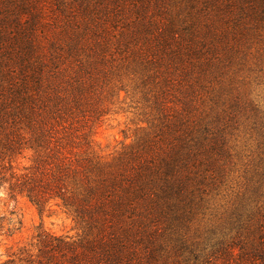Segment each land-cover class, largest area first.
I'll return each instance as SVG.
<instances>
[{
  "label": "trees",
  "instance_id": "1",
  "mask_svg": "<svg viewBox=\"0 0 264 264\" xmlns=\"http://www.w3.org/2000/svg\"><path fill=\"white\" fill-rule=\"evenodd\" d=\"M6 1L16 16L7 11L0 20V190L40 210L61 209L79 233L40 230L0 264H264L262 238L190 230L206 180L208 130L199 132L187 113L171 114L119 149L103 153L94 145L107 94L126 91L110 84L121 62L114 51L121 47L122 62L157 65L152 73L135 70L144 87L188 48H172L183 40L165 30L172 25L158 31L161 21L147 19L118 31L108 6L79 0L78 12L61 9L63 21L50 27L41 0ZM101 1L114 8L122 2ZM165 83L157 85L156 101Z\"/></svg>",
  "mask_w": 264,
  "mask_h": 264
},
{
  "label": "rangeland",
  "instance_id": "2",
  "mask_svg": "<svg viewBox=\"0 0 264 264\" xmlns=\"http://www.w3.org/2000/svg\"><path fill=\"white\" fill-rule=\"evenodd\" d=\"M249 1L229 0L231 9L225 11V0H122L117 8L112 2L85 0L108 6L118 20V31L141 27L147 19L155 24L159 20L158 31L172 25L165 30L174 28L183 39L171 42L172 48L178 43L188 47L181 50L175 66L163 64L144 87L135 70L147 67L152 73L157 65H141L139 60L134 65L132 59L122 62L121 47L116 49L113 61L121 62L109 74L110 84L126 91L107 94L109 110L96 121L92 139L97 149L110 152L156 131L160 121L173 119L171 114L187 113L199 132L208 130L204 133L208 138L206 180L190 230L213 238L239 232L241 237L264 241V0L251 5ZM77 2L41 0L39 13L51 27L63 21L64 12L72 13L69 6L78 12ZM7 11L10 17L16 16L15 4L0 0V20ZM36 19L41 21L42 16ZM164 69L166 79H158ZM159 83L165 86L156 101L153 94L158 93ZM40 230L54 235L79 233L61 209L40 210L26 198L13 200L0 190V261Z\"/></svg>",
  "mask_w": 264,
  "mask_h": 264
}]
</instances>
